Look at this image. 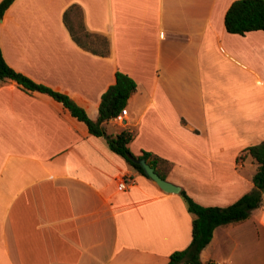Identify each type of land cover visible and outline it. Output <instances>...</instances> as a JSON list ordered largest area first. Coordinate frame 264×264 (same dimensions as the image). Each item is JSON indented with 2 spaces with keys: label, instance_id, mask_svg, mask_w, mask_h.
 <instances>
[{
  "label": "crops",
  "instance_id": "crops-1",
  "mask_svg": "<svg viewBox=\"0 0 264 264\" xmlns=\"http://www.w3.org/2000/svg\"><path fill=\"white\" fill-rule=\"evenodd\" d=\"M232 1L14 0L0 49L11 68L91 119L116 71L130 76L127 114L107 133L130 131V151L164 159L167 181L201 205L227 206L252 189L258 164L245 148L264 140V29L228 32ZM72 4L88 32L107 38L106 56L71 37L63 13ZM126 177L134 183L120 189ZM193 217L179 193L129 165L61 102L0 82V264H167L189 245ZM201 259L264 264V191L245 219L214 228Z\"/></svg>",
  "mask_w": 264,
  "mask_h": 264
},
{
  "label": "trees",
  "instance_id": "trees-1",
  "mask_svg": "<svg viewBox=\"0 0 264 264\" xmlns=\"http://www.w3.org/2000/svg\"><path fill=\"white\" fill-rule=\"evenodd\" d=\"M14 0L0 1V19L7 7ZM63 21L71 37L81 48L106 56L109 52V42L106 37L90 33L83 21L82 9L77 4L70 5L63 13ZM225 29L230 33L244 34L248 31L264 29V0H234L224 15ZM6 79L14 80L27 91L46 93L61 102L72 116L85 123L90 134L102 136L108 147L122 156L125 161L143 175V169L132 158H144L155 171L165 177L160 171L162 164L167 165L161 157L148 151L134 155L128 146L132 133L126 129L116 135L107 133L106 124L125 108L130 95L136 90L135 81L127 74L116 71L115 80L101 94L96 119H91L86 111L68 95L52 89L42 83L33 81L28 76L11 68L3 58L0 49V82ZM245 152L258 164L253 175L252 189L227 206H204L195 202L184 190L179 194L185 201L187 210L194 215L192 220L191 241L182 250L174 251L167 264H210L201 259L202 249L210 242L216 226L245 219L249 212L262 204L264 191V140L245 148ZM146 176V175H145Z\"/></svg>",
  "mask_w": 264,
  "mask_h": 264
},
{
  "label": "water",
  "instance_id": "water-1",
  "mask_svg": "<svg viewBox=\"0 0 264 264\" xmlns=\"http://www.w3.org/2000/svg\"><path fill=\"white\" fill-rule=\"evenodd\" d=\"M143 169L144 174L155 182L162 190L171 193H179L180 187L161 177L144 158H132Z\"/></svg>",
  "mask_w": 264,
  "mask_h": 264
},
{
  "label": "built area",
  "instance_id": "built-area-1",
  "mask_svg": "<svg viewBox=\"0 0 264 264\" xmlns=\"http://www.w3.org/2000/svg\"><path fill=\"white\" fill-rule=\"evenodd\" d=\"M127 114V109L123 108L118 113V115L112 119H114L116 122H123L125 116ZM134 183L133 179L131 177L123 178L121 181H119L118 186L120 189H124L127 185ZM213 264H223L222 262L215 261Z\"/></svg>",
  "mask_w": 264,
  "mask_h": 264
},
{
  "label": "rangeland",
  "instance_id": "rangeland-1",
  "mask_svg": "<svg viewBox=\"0 0 264 264\" xmlns=\"http://www.w3.org/2000/svg\"><path fill=\"white\" fill-rule=\"evenodd\" d=\"M110 127H111V126L109 125V128H110ZM161 167H162V168H166L167 165L162 164V165L160 166V168H161ZM203 254L205 255V252H203ZM207 256H208L209 258H214L213 255H211V254H209V255L207 254Z\"/></svg>",
  "mask_w": 264,
  "mask_h": 264
}]
</instances>
